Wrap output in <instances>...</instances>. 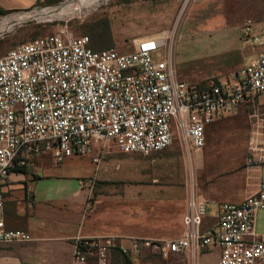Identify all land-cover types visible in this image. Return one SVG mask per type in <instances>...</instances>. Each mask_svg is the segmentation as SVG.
<instances>
[{
    "label": "built area",
    "instance_id": "obj_1",
    "mask_svg": "<svg viewBox=\"0 0 264 264\" xmlns=\"http://www.w3.org/2000/svg\"><path fill=\"white\" fill-rule=\"evenodd\" d=\"M245 36L264 47V31ZM88 35L68 32L23 42L0 58V244L31 241L4 222V185L16 164L50 155L57 163L91 152L93 143L116 144L122 152H162L175 135L193 149L206 143V127L240 105L264 98V49L229 79L199 85L179 79L162 37L138 40L134 51L93 50ZM98 160V159H97ZM95 160V161H97ZM93 186V179H80ZM181 237L77 235L73 264H115L113 254L132 264L145 249L163 257L194 247H220V264H264V233L257 214L264 207V175L258 192L238 203H222L216 224L201 231L207 201L191 199Z\"/></svg>",
    "mask_w": 264,
    "mask_h": 264
},
{
    "label": "crops",
    "instance_id": "obj_2",
    "mask_svg": "<svg viewBox=\"0 0 264 264\" xmlns=\"http://www.w3.org/2000/svg\"><path fill=\"white\" fill-rule=\"evenodd\" d=\"M41 1L0 0V7L13 12L30 10ZM262 28L264 31V25ZM242 106L247 105H240L236 113ZM242 115L238 116L244 122ZM238 116L220 118L208 126L217 132L220 125L227 126L229 120ZM241 125L244 126L245 122ZM251 130L238 164H224L214 175L208 169L189 166V153L192 156L199 149L182 142L178 133L167 149L143 157L142 164L146 167H143L141 175L152 181L173 179L166 186H149L150 191L154 188L157 194L166 196L160 198V204L167 211V216L159 220L164 228L157 230L142 227L141 219L137 218V203L148 202L145 197H138V193L145 192L144 184L135 186L134 192L126 194L123 188L111 183L123 178L127 171L113 176L98 173L110 160L117 159L94 163L89 155L97 142L93 143L90 153L65 158L61 163L43 153L29 159L24 167L16 164L4 185V222L6 228L24 231L32 240L0 244V264H73V239L77 235L179 238L185 230L183 217L189 211L191 199L209 203L201 227V231H207L218 221L222 203H238L258 192L264 175V118L257 117ZM175 139L179 141L174 143ZM173 155L176 158L171 159ZM199 173L200 178L197 177ZM80 179H93V186L87 182L80 184ZM101 180L111 183L104 188L107 192L96 193L95 183ZM220 251V247L215 245L194 247L169 254L162 264H220ZM152 254L157 253L143 250L135 264H150L144 259ZM116 256L113 254L112 258L117 261Z\"/></svg>",
    "mask_w": 264,
    "mask_h": 264
},
{
    "label": "rangeland",
    "instance_id": "obj_3",
    "mask_svg": "<svg viewBox=\"0 0 264 264\" xmlns=\"http://www.w3.org/2000/svg\"><path fill=\"white\" fill-rule=\"evenodd\" d=\"M66 1L43 0L30 10L15 11L4 16L1 14L0 21L11 15H28L58 7ZM78 14L50 19L30 18L16 23L0 34V58L23 42L62 31L74 37L88 35L92 45H98L96 48L114 47L120 53L134 51L138 39L162 37L160 58H168L177 77L190 84L206 86L219 79H229L237 70L255 60L264 49L245 36L242 27L251 18L254 22L252 33H262L264 0H106ZM240 109L232 116H223L221 120L242 113L245 125H241L244 122L238 116L229 120L227 126L220 125L217 132L208 126L204 149L195 150L192 156L189 153L190 167H202L214 175L224 164H238L243 145L244 153L251 137L253 123L257 117L264 118V98H258L254 107L247 105ZM238 125L241 127L238 128ZM177 141L175 139L174 143ZM174 155L170 158H176ZM89 156L94 163L117 159L110 160L104 170L101 168L98 171L100 174L105 172L113 176L128 172L112 183L96 181V193L107 192L104 188L108 183L123 188L126 194L134 192L135 186L144 184L145 192L138 193V197H145L148 202L137 203V218L141 219L142 227L154 230L164 228L159 220L167 216V211L160 204V198L166 196L157 194L154 188L150 191L149 186H166L173 179L152 181L141 175L143 167H146L142 164L145 154L122 152L112 141L97 143ZM197 177L200 178L201 174ZM256 230L259 234L264 232V207L258 211ZM163 259L157 253L148 255L144 260L150 264H162ZM118 264L123 263L119 261Z\"/></svg>",
    "mask_w": 264,
    "mask_h": 264
},
{
    "label": "bare ground",
    "instance_id": "obj_4",
    "mask_svg": "<svg viewBox=\"0 0 264 264\" xmlns=\"http://www.w3.org/2000/svg\"><path fill=\"white\" fill-rule=\"evenodd\" d=\"M82 0H68L64 4L54 7V8H47L40 11H37L32 14H20V15H11L6 19H2L0 21V34L5 31L10 30L16 23L27 20L30 18H54V17H63L67 15H76L78 13H81L83 11L89 10L90 8H93L94 6H98L102 1L106 0H85V2H82ZM79 15V14H78Z\"/></svg>",
    "mask_w": 264,
    "mask_h": 264
},
{
    "label": "trees",
    "instance_id": "obj_5",
    "mask_svg": "<svg viewBox=\"0 0 264 264\" xmlns=\"http://www.w3.org/2000/svg\"><path fill=\"white\" fill-rule=\"evenodd\" d=\"M53 1V0H52ZM55 1V0H54ZM13 11H6V10H4L3 8H1L0 7V15L2 14H4V15H8V14H10V13H12ZM3 15V16H4ZM32 41V40H31ZM91 41H92V39H91ZM90 41V43H89V46L91 47V48H93V50H101V49H104V48H101V49H98V48H96V46H98V45H92V42ZM29 42V41H28ZM106 48H110V47H106ZM117 256L116 257H118V259H117V261L116 260H114V259H112L113 260V262L115 263V264H118L119 263V261H121L123 264H132L131 262H130V260H128V257H126V256H122V255H120V254H118V253H115ZM118 262V263H117Z\"/></svg>",
    "mask_w": 264,
    "mask_h": 264
},
{
    "label": "water",
    "instance_id": "obj_6",
    "mask_svg": "<svg viewBox=\"0 0 264 264\" xmlns=\"http://www.w3.org/2000/svg\"><path fill=\"white\" fill-rule=\"evenodd\" d=\"M29 20V19H28Z\"/></svg>",
    "mask_w": 264,
    "mask_h": 264
}]
</instances>
